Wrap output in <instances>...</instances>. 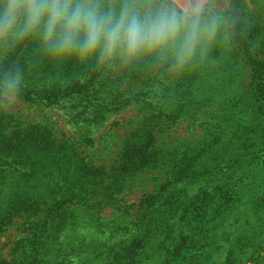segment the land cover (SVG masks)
Masks as SVG:
<instances>
[{"label": "rangeland", "instance_id": "374dc122", "mask_svg": "<svg viewBox=\"0 0 264 264\" xmlns=\"http://www.w3.org/2000/svg\"><path fill=\"white\" fill-rule=\"evenodd\" d=\"M243 1L241 24L264 27V0ZM215 3L228 18L237 0ZM248 45L228 34L183 71L153 58L110 66L53 58L38 40L0 48V77L18 69L32 91L0 111V140L36 131L55 145L54 166L26 208L6 205L20 186L0 187V261H21L40 230L50 264H109L100 251L116 244L125 257L139 254L136 264H221L231 242L237 258L226 264H264V38ZM57 80L68 91L39 96ZM142 147L146 163L123 172ZM2 163L0 180L9 173ZM83 163L104 167L97 182L78 201L50 209L53 185ZM221 176L232 177L236 195L219 196ZM217 198L235 207L227 217L213 209ZM181 231L190 249L174 254Z\"/></svg>", "mask_w": 264, "mask_h": 264}, {"label": "clouds", "instance_id": "9594fccd", "mask_svg": "<svg viewBox=\"0 0 264 264\" xmlns=\"http://www.w3.org/2000/svg\"><path fill=\"white\" fill-rule=\"evenodd\" d=\"M215 0H0V48L38 40L51 57L133 64L145 58L191 67L226 42ZM22 73L0 77V111L13 108Z\"/></svg>", "mask_w": 264, "mask_h": 264}, {"label": "trees", "instance_id": "16d2710c", "mask_svg": "<svg viewBox=\"0 0 264 264\" xmlns=\"http://www.w3.org/2000/svg\"><path fill=\"white\" fill-rule=\"evenodd\" d=\"M244 5L245 3L243 0H237V3L233 5L228 12V19L230 21L229 36L232 41L235 39H237L238 41L247 39L249 42L247 48L249 50L250 46L252 49V46L254 45L256 40L264 38V27L257 26L259 28L257 29L254 27H249L246 24H241L243 18L239 17V12L241 10V7ZM38 58L39 56H34V61H37ZM73 59L76 60V58L74 57ZM26 78V76L22 77V89L20 92V96H28V94L32 92L31 90L28 91L26 89V86H28V83L25 81ZM66 91H68V88L63 87V83L60 80H57L55 83H52L49 86H44L40 92L42 95L39 96L42 97L43 95H45L46 98H51V96L53 95L64 93ZM50 141L49 139L38 141L36 131H32L29 135H27L26 132L18 133L15 135L13 131L12 136L8 137L7 140H0V161H3V167L6 166L7 168H9V173L7 175H4L7 179L3 178L2 180H0V187L5 183V187L10 186V189L16 188V190H18L17 188L18 186H20V189L24 190L20 194H13L7 196L6 199L3 198L0 200V204H2L4 199L5 201H9L6 205L9 207L10 211L13 208L14 212L23 210V208H26V204L29 201L27 197L28 193L38 194L39 191H41L39 188L40 184H38V182L42 179H45L48 171H51V168H53L54 166L53 163L55 160V145L52 140ZM144 151V147L137 150L136 155L138 157V160H134L132 162V165L131 163L125 161L123 165V172H126L130 167L134 166H136L134 167V170H139L140 166L146 163V154ZM23 160H25V162ZM25 164L28 165L26 169ZM91 168L93 171L88 174V171ZM102 168L104 167L101 166V168L99 169L97 168V166L91 165L90 167L89 164L83 163L79 166L78 173L76 175H72L70 179H67V177L64 175L61 176L57 180L56 185H53L52 187L53 191L50 194L52 207L50 209L62 210L68 204L74 203L81 199L87 192L88 183L97 182V178L99 177L97 176V174ZM218 180L215 179V182H217L218 188L220 190L219 196H227L228 194L234 196L237 194L238 190L233 186L234 184L232 185L231 183L232 177L224 178L221 176L218 178ZM172 181L173 180H171V182ZM44 183H46L45 185H47L48 181L45 180ZM170 183H166L165 187H167ZM175 186L176 185L174 184L172 190L173 188H175ZM205 190L206 189H204V191ZM226 200L227 199L225 198H217L215 201L216 206L214 205L213 207L217 215L221 218L227 217L235 209V207L233 206H225ZM196 203H200V200L196 201ZM261 220H264V213H262ZM159 228L160 227L157 226L152 229V231L154 232L156 230H159ZM171 232V230H168L169 234ZM176 233L177 237L174 239V244L170 246L173 253L177 254L178 251H180L182 248L190 249L189 236L182 235L188 233L182 231ZM40 235H42V233L39 230L35 234V242H33L31 251L26 254V256L21 261L1 260L0 264H50L45 255L50 242H47V235H45L44 239L41 238L39 240ZM237 247L238 244L236 242L230 243L228 256L221 264L228 263L230 259H234V261L231 263L236 262L237 257L234 256V254L237 251ZM122 252L123 250L121 246L116 244L113 246H108V248L106 249H102L100 251V254H106L109 256V258L111 259V262L109 264H136L140 259V256L137 253L127 255L128 257H125L123 255L124 252ZM253 254L254 253L250 255V258L245 259V261L250 262L252 258L251 256Z\"/></svg>", "mask_w": 264, "mask_h": 264}]
</instances>
